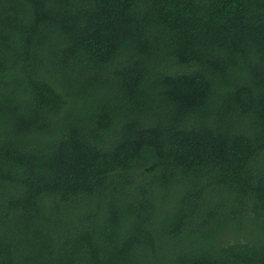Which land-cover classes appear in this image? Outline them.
Masks as SVG:
<instances>
[{
	"label": "trees",
	"instance_id": "obj_1",
	"mask_svg": "<svg viewBox=\"0 0 264 264\" xmlns=\"http://www.w3.org/2000/svg\"><path fill=\"white\" fill-rule=\"evenodd\" d=\"M0 264H264V0H0Z\"/></svg>",
	"mask_w": 264,
	"mask_h": 264
}]
</instances>
